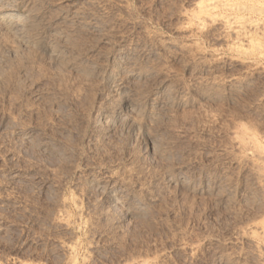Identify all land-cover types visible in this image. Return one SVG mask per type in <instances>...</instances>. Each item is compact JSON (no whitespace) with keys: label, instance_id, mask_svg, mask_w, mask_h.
I'll use <instances>...</instances> for the list:
<instances>
[{"label":"rangeland","instance_id":"rangeland-1","mask_svg":"<svg viewBox=\"0 0 264 264\" xmlns=\"http://www.w3.org/2000/svg\"><path fill=\"white\" fill-rule=\"evenodd\" d=\"M4 13L0 264H264V0Z\"/></svg>","mask_w":264,"mask_h":264},{"label":"bare ground","instance_id":"bare-ground-1","mask_svg":"<svg viewBox=\"0 0 264 264\" xmlns=\"http://www.w3.org/2000/svg\"><path fill=\"white\" fill-rule=\"evenodd\" d=\"M5 12V11H4ZM8 13H10V12H8ZM5 14V13H4ZM3 14V15H4ZM16 15V14H15ZM15 15L14 14H5L3 17H0V19L4 22V23H9V25L11 24V22H12V24H13V20L16 18L15 17ZM18 18V17H17ZM19 19V18H18ZM17 20V19H16ZM2 23V22H1ZM14 25V24H13ZM12 25V26H13ZM16 26V25H15ZM15 26H13V27H15ZM18 26V25H17ZM11 27V26H10ZM12 28V27H11ZM9 29V28H8ZM14 29H16V28H14ZM17 31H18V28H17ZM17 31H16V33H17ZM21 32H22V30H20ZM18 33H20L19 31H18ZM19 36V35H18ZM21 36V35H20ZM23 36H25V35H23ZM22 39H24V38H22ZM19 41H22L21 39L19 40ZM18 41V42H19ZM26 41V40H25ZM24 42V41H23ZM24 44V43H23ZM31 47V46H30ZM51 51H52V49H51ZM54 51V50H53ZM51 54H53V53H51ZM54 54H56V53H54ZM116 70V69H115ZM117 72V71H116ZM109 75V74H108ZM111 75V74H110ZM127 97V96H126ZM125 101V100H124ZM128 101H131V100H128ZM130 103V102H129ZM129 103L128 102H125V103H122L123 105L122 106H125L124 108H122V112H121V114L119 115V117H118V115H117V117H118V119L116 120L115 119V121L114 122H112V125L114 126V125H118L119 126V124L124 120L123 118H124V114H122V113H124V111H125V109L127 108L128 109V105H129ZM132 103H130V105H131ZM121 106V107H122ZM133 107V106H132ZM120 109V108H119ZM118 109V110H119ZM131 110V109H130ZM133 111V108H132V110H131V112ZM136 111V110H135ZM134 112V111H133ZM129 113V112H128ZM130 117V116H129ZM127 120V119H126ZM133 120H134V118H133ZM128 121V120H127ZM126 121V122H127ZM133 122V121H132ZM111 123V122H110ZM136 123V122H135ZM122 124H123V122H122ZM135 125V124H134ZM121 126V125H120ZM180 183V182H179Z\"/></svg>","mask_w":264,"mask_h":264}]
</instances>
